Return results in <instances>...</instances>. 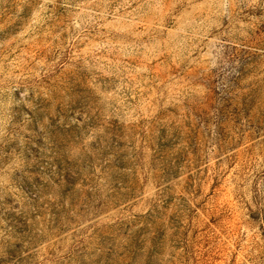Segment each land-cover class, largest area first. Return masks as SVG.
<instances>
[{"label": "rangeland", "instance_id": "374dc122", "mask_svg": "<svg viewBox=\"0 0 264 264\" xmlns=\"http://www.w3.org/2000/svg\"><path fill=\"white\" fill-rule=\"evenodd\" d=\"M0 264H264V0H0Z\"/></svg>", "mask_w": 264, "mask_h": 264}]
</instances>
